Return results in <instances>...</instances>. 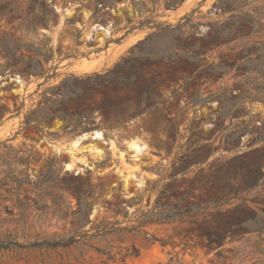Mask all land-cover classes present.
Returning a JSON list of instances; mask_svg holds the SVG:
<instances>
[{
    "label": "rangeland",
    "instance_id": "1",
    "mask_svg": "<svg viewBox=\"0 0 264 264\" xmlns=\"http://www.w3.org/2000/svg\"><path fill=\"white\" fill-rule=\"evenodd\" d=\"M0 264H264V0H0Z\"/></svg>",
    "mask_w": 264,
    "mask_h": 264
},
{
    "label": "bare ground",
    "instance_id": "2",
    "mask_svg": "<svg viewBox=\"0 0 264 264\" xmlns=\"http://www.w3.org/2000/svg\"><path fill=\"white\" fill-rule=\"evenodd\" d=\"M103 34L108 35L109 30L103 29ZM83 143H87L85 147L88 148V151L92 154V157L97 161L102 160L104 154L103 149L97 146L98 144L108 146L110 147V149L115 148L114 141L106 137L105 134L101 131L82 134L68 145V151H70L73 156H71L72 158L69 163L65 164L67 170L79 169L76 167V162H82V166H85L84 160L74 156L77 151V147ZM127 145L128 148L131 149L136 155H141L145 152V144L141 138H134L130 142H128Z\"/></svg>",
    "mask_w": 264,
    "mask_h": 264
},
{
    "label": "trees",
    "instance_id": "3",
    "mask_svg": "<svg viewBox=\"0 0 264 264\" xmlns=\"http://www.w3.org/2000/svg\"><path fill=\"white\" fill-rule=\"evenodd\" d=\"M86 196H91L92 195V192H86L85 193ZM96 235L92 236V237H104V236H107V235H119V230H116V229H110V230H104V229H98L96 230ZM71 243H61V242H53V243H46V242H41V243H34V244H31L29 245L30 247H46V248H56V247H67L69 246ZM134 254H137V253H134ZM109 257V255H108Z\"/></svg>",
    "mask_w": 264,
    "mask_h": 264
}]
</instances>
